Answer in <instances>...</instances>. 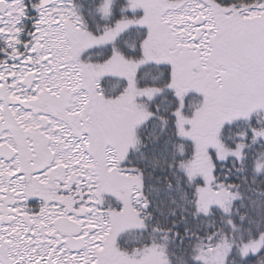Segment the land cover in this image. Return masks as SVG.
Listing matches in <instances>:
<instances>
[{"label": "snow or ice", "instance_id": "6c2138e0", "mask_svg": "<svg viewBox=\"0 0 264 264\" xmlns=\"http://www.w3.org/2000/svg\"><path fill=\"white\" fill-rule=\"evenodd\" d=\"M0 264H264V0H0Z\"/></svg>", "mask_w": 264, "mask_h": 264}]
</instances>
